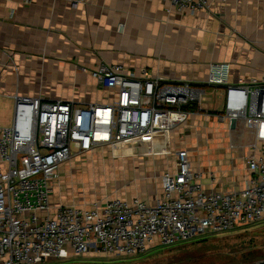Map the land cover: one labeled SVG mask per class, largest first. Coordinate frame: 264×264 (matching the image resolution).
<instances>
[{"label": "built area", "instance_id": "1", "mask_svg": "<svg viewBox=\"0 0 264 264\" xmlns=\"http://www.w3.org/2000/svg\"><path fill=\"white\" fill-rule=\"evenodd\" d=\"M65 1L76 7L83 0ZM159 1L195 14L226 0ZM89 74L99 87L114 90L115 98L77 105L14 96L11 124L0 126V264H39L67 254L133 256L151 246H176L264 220V150L256 146L243 157L248 176L240 190L205 187L203 177L215 182L217 172L193 166L190 151L182 148L174 153V170L160 174L154 202L137 196L55 201V170L99 147L169 132L193 113L229 131L264 123V74L233 84L226 62L210 63L206 79L196 85L165 82L145 69L136 75L122 64L105 62ZM206 87L220 89L219 111L202 110L205 101L215 100L207 97Z\"/></svg>", "mask_w": 264, "mask_h": 264}, {"label": "crops", "instance_id": "2", "mask_svg": "<svg viewBox=\"0 0 264 264\" xmlns=\"http://www.w3.org/2000/svg\"><path fill=\"white\" fill-rule=\"evenodd\" d=\"M100 62L122 64L136 75L145 69L150 76L169 83L195 85L204 82L210 63L226 62L230 83L260 80L264 74V0L215 2L195 14L179 13L159 0H83L76 7L65 0H34L29 4L0 0V126L11 124L15 95L77 105L110 102L115 91L99 87L89 74ZM206 90L207 97H220L219 88ZM201 115L191 114L183 125L169 132L113 144H151L140 156L153 158L145 167L130 160L126 165L131 171L141 169L148 176L172 171L178 149L187 148L192 153L197 144L227 140L218 134L214 137L213 131H208L212 120ZM242 131L247 138L258 139V131L244 126ZM233 143L230 148L220 142L217 156L191 154L193 166L218 174L215 182L203 177L205 187H243L248 176L243 157L248 148ZM155 183L144 185L140 193L123 196L154 202L161 191L160 183Z\"/></svg>", "mask_w": 264, "mask_h": 264}, {"label": "rangeland", "instance_id": "3", "mask_svg": "<svg viewBox=\"0 0 264 264\" xmlns=\"http://www.w3.org/2000/svg\"><path fill=\"white\" fill-rule=\"evenodd\" d=\"M206 93L209 92L206 90ZM219 101V98H215L212 105L211 103L202 105H205L206 109L215 108L219 111L221 109ZM211 123L208 131H213L214 137L216 134L220 135L221 139L226 137L227 140L220 141L222 145L229 144L231 140L244 149L256 146L258 151L264 150V123L240 124L231 131L226 129V125L220 128L221 124L214 121ZM243 126L247 130L252 128L253 131H258L259 140L255 139L256 136H254L255 140L247 138L245 131H242ZM220 142L214 140L212 144H197V148L192 150L191 154L199 156L203 152L205 156L207 154L217 156ZM150 146L151 144H115L112 150L108 147L103 151L76 156L63 163L54 173L56 175L53 188L54 200L88 203L127 193H140L144 185L150 186L155 182L159 184L160 174L148 176L141 169L131 171L126 165L130 160H135L145 167L148 159L153 158L154 155L142 157L141 150ZM117 173L125 178H120ZM99 254L75 257L64 255L63 259L49 257L41 264H246L264 258V220L217 235L203 234L176 246L147 249L144 253L133 256L113 257Z\"/></svg>", "mask_w": 264, "mask_h": 264}, {"label": "water", "instance_id": "4", "mask_svg": "<svg viewBox=\"0 0 264 264\" xmlns=\"http://www.w3.org/2000/svg\"><path fill=\"white\" fill-rule=\"evenodd\" d=\"M234 124H235V121L231 120V128L234 127ZM246 264H264V258L260 259V260L252 261V262H249V263H246Z\"/></svg>", "mask_w": 264, "mask_h": 264}]
</instances>
